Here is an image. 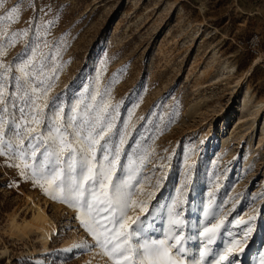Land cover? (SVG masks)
Returning <instances> with one entry per match:
<instances>
[{"label":"rangeland","instance_id":"obj_1","mask_svg":"<svg viewBox=\"0 0 264 264\" xmlns=\"http://www.w3.org/2000/svg\"><path fill=\"white\" fill-rule=\"evenodd\" d=\"M13 7L18 13H11ZM9 13V19L0 21L8 34L30 31L9 50L6 63L25 51L40 25L48 29L42 39L50 48H60L57 62L62 71L50 101L59 98L68 113L82 94L94 92L99 77L97 104L110 101L108 113L118 112L116 130L131 117L122 163L133 150L151 153L142 173L151 181L136 199H147L153 190L150 185L161 173L165 175L149 203V213H130L145 220L143 236L162 238L168 206L184 182V162L191 157L188 203L178 209L188 222L186 235L197 234L192 226L200 224L210 199L214 206L223 205L229 220L247 221L255 215L249 246L239 261L259 264L264 255L263 113L250 115L243 100L248 92L254 103H264V68L256 64L255 56L240 51L236 41L254 31L264 38V4L251 0H4L0 17ZM14 163L0 155V264H110L82 226L79 212L52 201L21 176ZM26 195L46 207L57 225L59 234L46 253L38 233L20 234L10 225L13 213L20 222L32 218ZM246 226L240 223L230 231L240 233ZM218 245L223 247L219 242L212 247ZM187 246L198 256V241Z\"/></svg>","mask_w":264,"mask_h":264},{"label":"snow or ice","instance_id":"obj_2","mask_svg":"<svg viewBox=\"0 0 264 264\" xmlns=\"http://www.w3.org/2000/svg\"><path fill=\"white\" fill-rule=\"evenodd\" d=\"M3 6L4 0H0V8ZM18 11L17 7L11 9V13ZM11 13L0 21L9 19ZM29 31L8 34L0 27V155L15 161L12 166L20 175L52 201L78 211L82 226L110 264H240L255 215L247 221L240 217L229 220L223 205L214 206L210 199L203 208L202 221L192 226L197 234L186 235L188 222L178 209L188 203L186 192L194 167L188 163L191 157L184 162V182L168 206L162 238L143 236L145 220L130 213H149V203L161 188L164 173L150 185L153 190L147 199H136L151 181V176L142 174L151 153L133 150L122 163L131 117L116 130L118 112L108 113L110 101L97 104L99 77L94 92L82 94L68 113L59 98L49 100L62 65L57 62L60 48H50L47 39H42L48 34L46 26L36 28L15 61L5 62L9 50L21 37L27 38ZM240 223L247 225L240 233L230 231ZM189 241L199 242L198 256L191 253ZM218 242L223 247L214 249L212 245ZM259 264H264V255Z\"/></svg>","mask_w":264,"mask_h":264},{"label":"bare ground","instance_id":"obj_3","mask_svg":"<svg viewBox=\"0 0 264 264\" xmlns=\"http://www.w3.org/2000/svg\"><path fill=\"white\" fill-rule=\"evenodd\" d=\"M243 107L249 112L250 115L256 113V115L258 116L260 113H263V117H264V103H254L253 100L251 99L250 93L248 92L244 94ZM263 117L261 124H262V132L264 133ZM26 198L29 205H31L30 210L33 213L32 218L31 219L25 218L23 219L22 222H20L18 220V214L13 213L11 215L10 225L14 231L20 234L28 235L29 231L38 233L41 242L44 244L43 246H45L44 252L46 253L50 250L48 248V245L51 243L54 237L59 234L57 225L49 215L46 207L34 201V199H32V197L29 195H26ZM68 245H70V243H68ZM70 247H68V251L72 252L73 250Z\"/></svg>","mask_w":264,"mask_h":264},{"label":"built area","instance_id":"obj_4","mask_svg":"<svg viewBox=\"0 0 264 264\" xmlns=\"http://www.w3.org/2000/svg\"><path fill=\"white\" fill-rule=\"evenodd\" d=\"M251 1L264 4V0ZM236 43L240 51H244L247 55L255 56L258 59L256 64L261 65L264 68V38L259 32L254 31L247 37H240L237 39Z\"/></svg>","mask_w":264,"mask_h":264}]
</instances>
